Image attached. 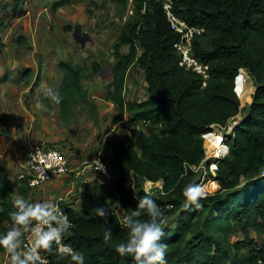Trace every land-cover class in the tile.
<instances>
[{"label":"trees","instance_id":"1","mask_svg":"<svg viewBox=\"0 0 264 264\" xmlns=\"http://www.w3.org/2000/svg\"><path fill=\"white\" fill-rule=\"evenodd\" d=\"M112 1L119 14L127 11L129 0ZM134 9L115 40L116 62L105 92L118 107L117 120L128 115L130 126L123 140L111 143L108 168L115 183L105 186L99 178L85 181L77 207L61 202L73 221L64 241L84 252L85 264H132L130 256L115 251V244L126 237L115 210L105 221L95 216V207L105 203L114 209L119 201L120 215L127 214L136 198L145 194V179L163 180V191L158 198L152 196L158 204H170L177 215L175 225L165 227L162 237L168 244L167 264H254L264 259V239L256 245L250 235L251 228L264 234V0L174 1V10L188 23L205 27L194 40V51L209 66L207 78L180 64L175 47L179 34L172 29L161 0H135ZM123 46H128L126 52ZM136 63L145 70L148 95L129 101L127 74ZM59 68L63 73L57 90L62 97L61 120L69 123L78 107L97 119L96 104L83 84L90 76L88 65L70 59L61 60ZM242 68L256 84L253 102L232 133L226 134L228 152L218 159L215 176L220 188L201 200V209L189 211L183 208L182 190L195 182L194 166L206 156L204 135L213 124L227 126L241 111L239 95L251 99L249 76ZM100 69L95 62L92 71ZM16 188L24 197L31 190L25 178H10L0 165V231L9 224L7 213ZM106 226L113 233L109 242L102 239ZM238 229L244 238L233 241ZM46 254L49 264H66Z\"/></svg>","mask_w":264,"mask_h":264},{"label":"rangeland","instance_id":"2","mask_svg":"<svg viewBox=\"0 0 264 264\" xmlns=\"http://www.w3.org/2000/svg\"><path fill=\"white\" fill-rule=\"evenodd\" d=\"M58 2L60 0H0V141H3L0 157L6 140L10 147L15 143L16 148L7 151L11 157L17 156V149L25 151L22 165L27 163L28 149L37 143L65 150L71 160L70 171L61 178L48 180L26 199L51 200L60 205L65 201L77 207L83 182L98 177L106 182L105 186L115 183V176L99 175L91 162L100 159L109 165L113 151L111 143L123 140L130 131L128 116L117 120V105L105 97L111 82L110 69L116 62L113 46L127 12L119 14L117 3L112 0H69L56 4ZM82 15L85 17L83 24L79 22ZM76 26L80 27L81 34L86 32L90 36L85 46L74 36ZM121 50L126 52L128 46ZM70 59L88 65L90 76L84 78L83 83L89 99L96 104L97 119L88 115V110L78 107L72 120L66 123L60 118L59 105L47 96L49 89L57 92L62 83L59 62ZM95 62L101 67L97 73L92 71ZM242 70L249 76L248 96L251 99L239 95L241 111L227 126L213 124L208 132L211 135L205 137L206 143L211 136H223L224 131L232 133L253 102L256 84L252 74L245 68ZM147 95L145 70L136 63L127 74L126 99L141 101ZM216 153L206 150L205 158L194 166L197 172L194 183L202 185L206 195L220 188L213 163L217 164L225 154ZM19 165L15 171L11 168L12 175L21 172L23 168ZM162 181L151 184V193L156 198L155 185ZM159 205L166 227H173L176 212H172L168 203ZM119 214H122L121 207ZM250 235L256 245L263 242L264 234L260 236L251 228ZM232 238L233 241L242 240L243 232L236 230ZM0 264H5L4 252H0Z\"/></svg>","mask_w":264,"mask_h":264},{"label":"clouds","instance_id":"3","mask_svg":"<svg viewBox=\"0 0 264 264\" xmlns=\"http://www.w3.org/2000/svg\"><path fill=\"white\" fill-rule=\"evenodd\" d=\"M47 96L59 104L62 97L49 89ZM96 160V169L104 171V165ZM136 198V205L130 212L119 214V201L114 209L105 203L95 207V216L107 221L109 213H116L117 223L126 231V237L115 244V251L121 256H130L132 264H167L168 244L162 240L166 221L160 205L150 190ZM183 208L196 211L203 207L206 197L203 186L190 183L182 190ZM9 224L0 231V250L5 254V264H49L45 253L54 254L56 260L66 264H85L84 252L64 242V237L73 227L68 214L51 200H29L16 193L8 210ZM142 217H146L143 218ZM113 233L105 227L102 239L109 242Z\"/></svg>","mask_w":264,"mask_h":264},{"label":"built area","instance_id":"4","mask_svg":"<svg viewBox=\"0 0 264 264\" xmlns=\"http://www.w3.org/2000/svg\"><path fill=\"white\" fill-rule=\"evenodd\" d=\"M134 1L135 0H129V6L127 12L130 15H133L135 12ZM161 1L163 2V8L165 10V13L167 15L168 21L170 22L172 29L179 34V39L175 42V47L180 55V64L185 66L186 68L189 69L191 68L193 70H196L197 72L201 73L204 77L207 78L209 76L208 73L209 66L208 64L203 62L199 57H197L194 51V40L196 37L204 33L205 27L191 25L190 23H188V21L185 18L181 17L174 10L175 0H161ZM142 11H145V9L143 8ZM235 91L239 95L236 89V79H235ZM205 135H207V133ZM223 136H225L226 138V135L223 134ZM226 140L224 141V143L227 145V151H226L227 153L228 144ZM226 153H222V154H226ZM100 162L104 165L105 168L104 171L96 169V161L91 162V166H93V168L99 175H103L104 177H110L111 173L109 171L107 163H104V161L102 160H100ZM70 167H71V160L69 158L68 153L65 150L60 149L56 146H52V145L45 146V144L43 145L37 143L28 149L27 163L26 165H24V170L20 173V177L25 178L27 184L30 187L35 188L44 184L48 180L53 179L56 175L66 174L67 172L70 171ZM213 168L214 171L216 172L218 169V164L213 163ZM101 182L105 184L104 181ZM154 182L155 181L145 179L143 181V189L144 190L148 189L150 190V192H152L153 187H151V184H153ZM163 184L164 183L162 181V184L160 183L158 185H155L158 193L163 191ZM57 205L61 207L60 204ZM45 255L47 256L48 261L50 263L49 255L46 253ZM254 264H264V259L258 258Z\"/></svg>","mask_w":264,"mask_h":264},{"label":"crops","instance_id":"5","mask_svg":"<svg viewBox=\"0 0 264 264\" xmlns=\"http://www.w3.org/2000/svg\"><path fill=\"white\" fill-rule=\"evenodd\" d=\"M127 12V11H126ZM131 16L132 15H130L128 12H127V14L125 15V17H126V20H125V22L128 20V19H130L131 18ZM125 47V46H124ZM84 84V83H83ZM125 98H126V96H125ZM59 105V104H58ZM128 116V115H127ZM13 141H15V140H13ZM8 142H9V140H6L5 141V144H4V150H3V152L1 153V155H3L2 156V158L0 157V165H2V167L4 168V172L10 177V178H17V177H19V178H21L20 177V173L24 170V165H22V162H23V156H24V154H25V151H23L24 153H22V151H21V149H17L16 151H17V156L16 157H11V153L10 152H7V151H10L11 150V148H16L15 147V143L13 142V145L10 147V145L8 144ZM0 143L1 144H3V141H0ZM15 155V154H14ZM13 155V156H14ZM19 163L22 165V168L23 169H21L20 171V173H19V171H17L16 173H13V175L11 174V168H12V170L13 171H15L16 170V168H17V166L19 167L20 165H19ZM12 166V167H11ZM62 175L63 174H61V175H56L54 178H61L62 177ZM56 178V179H57ZM24 179V178H23ZM90 180H92V179H90ZM27 182V181H26ZM45 184H42V185H40V186H38V187H35V188H32L31 187V190H30V192L32 193L34 190H36V189H38V188H41V187H43ZM29 186V185H28ZM30 187V186H29ZM16 192L18 193L19 192V194H20V191L16 188L15 190H14V194H16ZM30 192L28 193V195L25 197V198H27L28 196H29V194H30Z\"/></svg>","mask_w":264,"mask_h":264},{"label":"bare ground","instance_id":"6","mask_svg":"<svg viewBox=\"0 0 264 264\" xmlns=\"http://www.w3.org/2000/svg\"><path fill=\"white\" fill-rule=\"evenodd\" d=\"M207 135L209 136L211 134L207 133ZM223 139L222 135L209 137L208 142L206 143V150L209 152L215 150L217 155L226 153L227 145L224 143ZM216 142H219L218 145L215 144Z\"/></svg>","mask_w":264,"mask_h":264},{"label":"water","instance_id":"7","mask_svg":"<svg viewBox=\"0 0 264 264\" xmlns=\"http://www.w3.org/2000/svg\"><path fill=\"white\" fill-rule=\"evenodd\" d=\"M82 18L83 19L80 20L79 22L83 24L85 22L84 15H82ZM74 36L79 42H81L82 46H85L86 42L90 39V36L86 32L81 34L80 27H78V26H76V28L74 30ZM110 70H111V78H112V68ZM223 134L226 135L227 132L224 131ZM204 136L206 137L207 135H204Z\"/></svg>","mask_w":264,"mask_h":264}]
</instances>
